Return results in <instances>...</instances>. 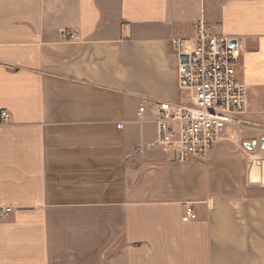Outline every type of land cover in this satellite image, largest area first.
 Instances as JSON below:
<instances>
[{
  "label": "crops",
  "instance_id": "crops-1",
  "mask_svg": "<svg viewBox=\"0 0 264 264\" xmlns=\"http://www.w3.org/2000/svg\"><path fill=\"white\" fill-rule=\"evenodd\" d=\"M200 20L246 107L178 162L151 104ZM1 111L0 264H264V0H0Z\"/></svg>",
  "mask_w": 264,
  "mask_h": 264
},
{
  "label": "built area",
  "instance_id": "built-area-1",
  "mask_svg": "<svg viewBox=\"0 0 264 264\" xmlns=\"http://www.w3.org/2000/svg\"><path fill=\"white\" fill-rule=\"evenodd\" d=\"M194 32L188 46L180 40L172 42L179 99L151 104L157 139L148 148L178 162L205 159L224 129L242 125L246 107L245 88L236 74L238 54L230 46L231 39L212 34L201 20ZM68 36L74 40L73 34ZM9 118L7 111L0 112L2 122ZM194 219L188 209L183 221Z\"/></svg>",
  "mask_w": 264,
  "mask_h": 264
},
{
  "label": "water",
  "instance_id": "water-1",
  "mask_svg": "<svg viewBox=\"0 0 264 264\" xmlns=\"http://www.w3.org/2000/svg\"><path fill=\"white\" fill-rule=\"evenodd\" d=\"M230 46L236 50V42L234 40L230 41ZM257 167H259V165L255 164L254 168H257Z\"/></svg>",
  "mask_w": 264,
  "mask_h": 264
}]
</instances>
